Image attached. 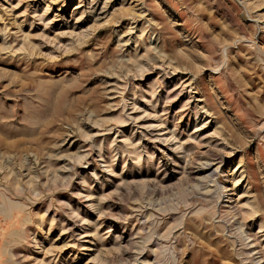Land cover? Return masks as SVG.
Here are the masks:
<instances>
[{
    "label": "rangeland",
    "instance_id": "rangeland-1",
    "mask_svg": "<svg viewBox=\"0 0 264 264\" xmlns=\"http://www.w3.org/2000/svg\"><path fill=\"white\" fill-rule=\"evenodd\" d=\"M0 195V264H264V0H0Z\"/></svg>",
    "mask_w": 264,
    "mask_h": 264
},
{
    "label": "bare ground",
    "instance_id": "bare-ground-1",
    "mask_svg": "<svg viewBox=\"0 0 264 264\" xmlns=\"http://www.w3.org/2000/svg\"><path fill=\"white\" fill-rule=\"evenodd\" d=\"M162 55H163V53H162ZM29 85H30V84H29ZM76 156H77V155H76ZM218 168H219V167H218ZM210 176H211V175H210ZM218 187H219V186H218ZM215 191H216V190H215ZM1 195H2V194H1ZM1 195H0V196H1ZM3 195H4V194H3ZM217 196H218V195H217ZM4 197H5V196H4ZM1 199H2V201H3V198H1ZM5 200H7V199H5ZM8 200H9V199H8ZM8 200H7V201H8ZM7 201H6V202H7ZM3 202H4V201H3ZM8 202H9V201H8ZM13 202H14V201H13ZM13 202H12V203H13ZM10 203H11V202H10ZM10 203H9V204H10ZM12 203H11V204H12ZM15 203H16V202H15ZM15 203H13V204H15ZM1 207H2V206H1ZM12 207H13V206H12ZM12 207H11V208H12ZM20 207H21V206H20ZM229 207H230V206H229ZM7 208H8V206H7ZM7 208H6V209H7ZM253 208H254V207H253ZM3 209H5V208L3 207ZM20 209H21V208H20ZM13 210H14V209H13ZM253 210H254V209H253ZM7 211H8V210H7ZM15 211H16V209H15ZM254 211H255V210H254ZM256 211H257V210H256ZM256 211H255V212H256ZM11 212H12V211H11ZM252 213H254V212H252ZM5 214H6V213H5ZM5 214H3V215H5ZM10 215H11V213H10ZM251 215H252V214H251ZM8 217H10V216L8 215ZM239 222H240V221H239ZM240 223H241V224H240ZM240 223H239V224H240V229L242 230V231H241V230L239 229V226H238V230H240V232H241V233L239 232L240 235L245 234L246 236L244 235V237H245V238L247 237L246 239H249L250 236H248V233H246V231L244 230V227H245V226H244V223H243L242 221H241ZM239 224H238V225H239ZM234 226H235V225H234ZM14 230H15V229H14ZM22 230H23V229H22ZM11 233H12V232H11ZM13 234H14V233H13ZM233 236H234V235H233ZM16 237H17V236H16ZM18 238H19V237H18ZM134 238H135V237H134ZM12 240H13V238H12ZM12 240H11V241H12ZM14 242H15V241H14ZM11 243H13V241H12ZM4 244H5V243H4ZM247 245H248V244L244 243V246H247ZM4 248L6 249V247H4ZM1 251H2V250H1ZM250 252H251V250L247 251V249L243 251V253H245V254H247V255H248ZM6 254H7V253H6ZM5 258H6V257H5ZM8 258H9V256H8ZM6 259H7V258H6ZM261 259H262V258H260V259H258V260H261ZM10 260H11V258H10ZM253 261H254V260H253ZM7 262H9V261H7ZM255 262H256V260H255ZM5 264H6V263H5ZM13 264H15V263H13Z\"/></svg>",
    "mask_w": 264,
    "mask_h": 264
}]
</instances>
